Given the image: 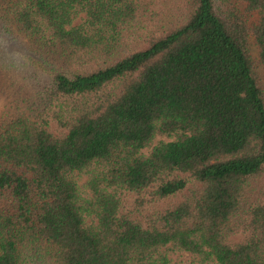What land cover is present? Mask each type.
Here are the masks:
<instances>
[{"label": "trees", "instance_id": "trees-1", "mask_svg": "<svg viewBox=\"0 0 264 264\" xmlns=\"http://www.w3.org/2000/svg\"><path fill=\"white\" fill-rule=\"evenodd\" d=\"M242 1L245 12L226 15L215 0H182L183 22L128 52L148 0H0L5 34L52 62L57 107V131L42 113L0 116V264H167L173 250L264 264V203L248 196L264 170L248 41L264 68V0ZM83 57L97 67L77 69ZM158 135L171 139L152 145ZM85 170L87 196L73 179ZM181 174L198 185L154 221L119 214V189L158 182L161 199L185 189Z\"/></svg>", "mask_w": 264, "mask_h": 264}, {"label": "rangeland", "instance_id": "rangeland-1", "mask_svg": "<svg viewBox=\"0 0 264 264\" xmlns=\"http://www.w3.org/2000/svg\"><path fill=\"white\" fill-rule=\"evenodd\" d=\"M149 11L141 16L137 23L131 27L123 37L126 49L129 52L145 48L155 37L162 35L173 23L183 22L180 15L182 0H148ZM218 9L226 15L232 12H245V3L242 0H215ZM245 18L249 24L257 20L255 13H246ZM0 21V116L10 117L22 111L33 117L49 119L54 131H57L55 120L51 112L56 110V103L50 102L49 87L51 74L54 71L52 62L42 51H35L29 41L23 36L5 34ZM249 52L254 65L258 85L264 96V68L259 62L258 49L252 37L248 38ZM81 62V64H80ZM75 67L80 71H89L97 67L95 62L83 57L82 61L75 62ZM171 138L158 135L152 141V145L159 140L168 141ZM151 147L141 150L147 155ZM89 174L86 170L75 172L73 179L77 184L79 192L83 196L89 194L86 186ZM186 181L184 190L173 195L158 199L153 190L158 182L152 187L142 191L134 192L127 189L117 191L118 212L146 226L154 221L156 216L166 209L176 206L190 192V189L198 185L187 174H181ZM248 196L251 203H264V170L250 180L248 185ZM240 234L230 239L238 240ZM31 264V263H29ZM167 264H216L215 261H202L200 257L184 250H173L168 253Z\"/></svg>", "mask_w": 264, "mask_h": 264}]
</instances>
